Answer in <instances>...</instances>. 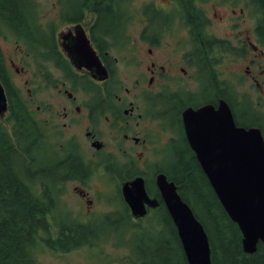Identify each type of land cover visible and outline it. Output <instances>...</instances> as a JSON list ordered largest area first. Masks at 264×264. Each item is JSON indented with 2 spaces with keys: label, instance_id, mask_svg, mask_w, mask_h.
Returning <instances> with one entry per match:
<instances>
[{
  "label": "flooded vegetation",
  "instance_id": "1",
  "mask_svg": "<svg viewBox=\"0 0 264 264\" xmlns=\"http://www.w3.org/2000/svg\"><path fill=\"white\" fill-rule=\"evenodd\" d=\"M132 1L67 5L55 0L48 9L36 6L25 27L10 32L11 58L6 60L0 46L4 94L16 88L19 109L41 135L36 151L52 156L36 170L40 176L29 180L35 182L33 191L40 198L44 191L48 199V231L41 234L72 233L65 242L58 238L49 245L43 235L38 244L51 256H63L66 264L71 254L82 255L81 264H142L141 245L130 242V235L142 226L155 234L174 227L157 178L175 182L165 172L176 154L193 155L197 162L187 141L185 113L206 106L217 111L224 93L235 103L245 102L234 87L228 90V82L234 83L224 78V61L231 63L230 78L264 93L260 15L248 0H148L134 9ZM46 11L52 18L44 16ZM122 50L126 56L113 54ZM121 63L131 70L130 87L117 78ZM14 76H21V89ZM38 90L47 92L41 97ZM8 115L6 108L0 122ZM137 178L147 197L142 216L132 213L123 194ZM95 181L104 186L96 200ZM100 202L107 209L94 211ZM101 240L114 251L106 253Z\"/></svg>",
  "mask_w": 264,
  "mask_h": 264
},
{
  "label": "trees",
  "instance_id": "2",
  "mask_svg": "<svg viewBox=\"0 0 264 264\" xmlns=\"http://www.w3.org/2000/svg\"><path fill=\"white\" fill-rule=\"evenodd\" d=\"M102 1L95 0L97 3ZM248 1L260 15L257 20V35L264 44V0ZM108 2L121 4L123 0ZM30 5H33L30 0H0V27H8L14 31L25 27L26 13L29 11L27 8ZM110 17L112 18L111 15ZM2 62L0 52V65ZM7 90L9 129L0 123V264H35L33 248L43 242L41 239L44 234L41 231H48L49 225L46 218L49 205L47 209L44 206L48 204L46 193L43 191L40 198L33 191L35 182H27L30 169L38 167L35 153L39 148L41 135L19 109L16 92L10 87ZM29 157L33 159L30 168ZM178 157L176 154L175 164L165 173L175 181L179 195L202 224L208 238L211 264H264L261 243L253 254L243 252L238 227L228 218L193 155ZM48 181L56 182L52 178ZM192 197L202 205V217L194 210ZM67 226L73 228V224ZM170 226L171 228H165L159 234H155L149 226L135 228L136 231L130 235L129 241L141 245L142 264H186L176 230L172 224ZM59 228L62 226L59 225ZM71 234L60 232L54 238L47 232L44 242L49 245L61 238L63 243L71 238ZM173 235L177 245L171 242Z\"/></svg>",
  "mask_w": 264,
  "mask_h": 264
},
{
  "label": "water",
  "instance_id": "3",
  "mask_svg": "<svg viewBox=\"0 0 264 264\" xmlns=\"http://www.w3.org/2000/svg\"><path fill=\"white\" fill-rule=\"evenodd\" d=\"M97 60V59H95ZM5 97L0 87V114ZM187 141L202 173L223 210L241 233V248L253 254L264 248V143L256 128L236 127L224 104L214 111L206 106L184 115ZM157 186L175 226L187 264H211L207 235L191 208L163 175ZM126 202L136 216L144 214L147 200L142 179L123 187Z\"/></svg>",
  "mask_w": 264,
  "mask_h": 264
},
{
  "label": "rangeland",
  "instance_id": "4",
  "mask_svg": "<svg viewBox=\"0 0 264 264\" xmlns=\"http://www.w3.org/2000/svg\"><path fill=\"white\" fill-rule=\"evenodd\" d=\"M145 1H148V0H133L131 8L134 9L136 6H138L139 4H141ZM35 2L38 5L39 9L41 10L42 8L48 9L49 5L51 3H54L55 0H35ZM60 2L63 4L71 5L74 3V0H60ZM234 2L240 3L241 0H237V1L236 0H228V3H234ZM225 5H227L231 8V6L229 4L225 3ZM51 9L54 10L53 8H51ZM51 15H52L51 11L50 12L46 11V14H44V16L49 18V19L52 18ZM1 30H3V28ZM134 31H135V27L131 26L130 27V33L133 34ZM4 34L2 33V39H0V46H1V50L4 53L6 60H8L9 58H11V53H12L11 49L13 48V43H12L13 40L11 41L12 38H10V33H9L7 28H4ZM6 35L8 37H6ZM133 53H135V52H133ZM113 54H115L119 57H123V56L127 55V52H126V50H122L120 52H114ZM230 67H231V63L224 61V63H223L224 78H228V79L233 81L232 83H234V86L232 85L231 88L233 90L235 88L236 93L241 94L243 96L245 102L247 103V105L250 108L249 111H251L253 113V115H255L257 117L258 120L264 121V93L260 92L259 87H255V88L250 87L246 81L240 79L239 77L233 76L232 78H230V76L232 74L229 71H227V69ZM116 75H117V78L120 80L119 82L121 83L122 87H124V86L130 87L132 80H131V70L128 66L123 65L121 63L117 68ZM13 81L16 84L17 88L21 89L23 87L21 76H14ZM230 83L231 82H229V85H230ZM46 92H44L42 90H38L36 93H37V95L44 97V94H46ZM48 93H51V92H48ZM244 116H246L245 113L239 114L238 120L239 121L242 120V118ZM39 157H40L41 163H43L45 161L50 163L52 156L48 155L46 157H43V156H39ZM99 182H102V181H99ZM92 186L94 189L93 197L96 200L97 198H95V197H96L97 191L104 188V186L101 183H98V181L92 182ZM65 198L68 199L67 197H65ZM188 200H189V202H191L190 196H188ZM192 201L194 202V210L196 211V213L200 217H202L203 216L202 210H201L202 205L193 197H192ZM106 209H107V206L101 202L99 204L95 203L94 207H93V210L96 212L105 211ZM171 242L173 244L177 245V243L175 241V235H173L171 237ZM99 243L105 244L104 250L106 253L114 251L113 247L110 246V244L108 243L107 240H101V241H99ZM40 244L42 246V243H40ZM44 247H46V246L44 245ZM46 249H47V247H46ZM46 249L44 248V251H42L40 249L39 244H37L35 246V248L33 250V257L35 258V264H66L65 261L63 260V256H61V255L51 256L50 253L48 252V250H46ZM179 250H180V248H179ZM68 258H69V264H81V263H84L86 261V259L80 254H71L68 256ZM120 263H122V262H120ZM120 263H119V261L115 262V264H120Z\"/></svg>",
  "mask_w": 264,
  "mask_h": 264
}]
</instances>
